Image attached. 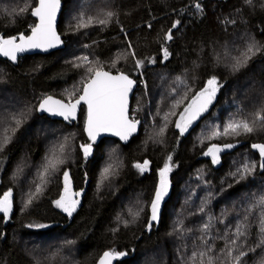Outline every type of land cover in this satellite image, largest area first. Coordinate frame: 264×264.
Returning <instances> with one entry per match:
<instances>
[{
    "label": "trees",
    "instance_id": "1",
    "mask_svg": "<svg viewBox=\"0 0 264 264\" xmlns=\"http://www.w3.org/2000/svg\"><path fill=\"white\" fill-rule=\"evenodd\" d=\"M62 1L58 31L63 49L26 55L16 64L0 55V144L5 135L11 136L0 151V197L12 192L8 223L0 213V264H96L105 251L127 253L115 264H209L210 258L212 264H232L226 244L235 238L236 225L249 208L248 235L238 243L245 251L255 248L244 264H261L264 245H256L264 206L257 201L264 196V170L252 145L264 144V130L239 136L212 133L222 132L230 120L251 122L257 113L264 115V0L252 5L246 0ZM36 3L0 0V36L27 35L36 22L31 15ZM107 11L115 15L106 25L94 23L80 31L69 27L81 13L103 19ZM169 30L172 40L165 39ZM253 43L261 51L249 54L247 65L234 71ZM85 56L87 62L77 59ZM137 59L144 62L141 68L135 66ZM102 69L130 77L142 71L146 89L136 91L130 112L142 125L127 145L106 138L95 142L85 159L80 145L92 143L84 130L85 107L68 125L39 115L37 106L47 96L68 101L72 93V100L77 99L84 83ZM212 77L222 87L208 110L180 135L175 128L180 113ZM13 116L22 120L14 134ZM213 144L235 146L222 151L220 163L213 164L204 155ZM54 156L63 163L50 172L42 194L25 207ZM144 161L148 171L136 175L132 164ZM253 162L255 172L241 180L237 169ZM166 163L172 169L169 192L159 221L149 230L151 201ZM108 165L112 174L101 184ZM65 171L69 195L80 202L71 217L54 203L64 195Z\"/></svg>",
    "mask_w": 264,
    "mask_h": 264
},
{
    "label": "snow or ice",
    "instance_id": "2",
    "mask_svg": "<svg viewBox=\"0 0 264 264\" xmlns=\"http://www.w3.org/2000/svg\"><path fill=\"white\" fill-rule=\"evenodd\" d=\"M246 3L252 5L253 0H246ZM196 7L199 9L200 5L197 4ZM60 8V0H38L37 5L31 9V15L38 19V23L31 28L30 35L19 34L18 36H13L10 38H4L0 36V55L7 57L12 62H16L18 59V54L24 53L33 49H40L42 51H48L51 48H55L63 43L60 36L56 31V16ZM27 11V9H21V12ZM115 13L112 11H107L104 14V18L93 17L91 15L85 17L84 13H81L78 17H75V24L70 25V29L73 31H80L81 29L88 28L94 23H99L101 25H106L111 22ZM179 21L173 25V28L177 26ZM151 27V25H149ZM166 40H172L173 35L171 30L165 36ZM131 48V44H129ZM255 49V51H253ZM261 51V49L256 44H249L247 52L244 54V59H237L236 63L233 65L234 71H239L242 67H245L248 61L251 59V55H255L256 52ZM251 54V55H249ZM135 56V53H131ZM167 48L164 49V59L169 56ZM82 61L87 62L88 57L77 58ZM155 62V61H152ZM142 60H136L135 66L141 68L143 66ZM75 67H80V64H75ZM92 72V68L88 69ZM135 81H133L128 75L123 72L117 75H112L110 72L103 70H96L94 75L83 85L82 94L79 95L77 99L72 100V93L69 94V99L67 102L63 100L54 99L52 96H47L42 100L39 105V111L48 112L54 116L63 117L64 120L71 122L76 119V113L78 107L81 103L87 106V119L85 125V131L87 132L88 138L92 143L81 144L80 149L83 152L85 159H87L93 151V144L96 142L97 138L101 133H112L115 136H119L121 140L127 141L128 138L137 129L139 123L135 118L129 116L128 111V94L131 92ZM220 85L215 77H212L207 81V86L200 92L196 93L191 102L184 111L180 113V119L176 121L175 126L180 130L181 135H183L188 127L193 121L198 119L204 112L208 110L209 105L216 97V93L219 91ZM183 99V98H182ZM181 101L177 100L178 105ZM264 111V110H262ZM15 124L12 128L13 134L21 126L22 120L13 116L11 118ZM165 121L168 119V114L164 116ZM264 130V115L257 113L256 118L249 122L247 119L242 120H230L223 128V131H214L212 133L213 137L221 135H235L239 136L243 134H252L255 131ZM165 129H160V135H163ZM7 132V129H5ZM67 139V138H65ZM11 140V136L5 135L2 144H0V151L6 146ZM233 144H225L223 146L213 144L211 145L207 152L204 153L206 156H210L213 164L220 163L219 154L225 149L233 148ZM64 145L59 146V152L63 153ZM253 149H257L261 162L259 163V168L264 170V144H253ZM169 161H171V156H169ZM63 163L62 159H58L55 156L48 160L43 170L40 173L41 183L36 184L35 191L28 195L25 203V207L30 206L35 199L42 194L43 186L48 182V176L50 172L57 170V165ZM148 161H144L143 164H136L135 167L143 174L148 169ZM257 165L255 162L245 164L243 168L237 169L240 174V179L243 180L246 176L251 175L255 172ZM112 166L108 165L105 167L101 173V184L104 180H107L111 173ZM171 166L166 163L164 167L159 172V185L155 190L154 198L151 201V218L147 227L149 230L152 228L153 221H159L160 218V207L161 202L168 195L169 192V180L168 173L171 171ZM236 175V173H233ZM64 178V195L60 199L54 201L57 208L62 209L69 217L77 210L79 205V200L72 199L69 195V184L70 177L69 173L65 171L63 173ZM79 196L80 193H75ZM12 192H5L2 197H0V213H3L5 217L12 211ZM257 205L264 206V196H261L257 201ZM203 211V208H201ZM252 211L251 208L246 210V215L243 221H238L236 229L234 232V239L229 240L226 244V256L230 259L232 264H244V257L248 255V252L255 251V248L249 247L247 251L243 250V243H238L242 238L247 237V221L248 214ZM139 213H137L138 215ZM119 219V217L117 218ZM127 221H124L125 226H127ZM33 227V225H29ZM37 228L47 227L43 224L35 225ZM209 228L208 224L204 225V230L207 231ZM227 239V237H225ZM264 245V212L261 213V228H260V239L256 247ZM210 250V249H209ZM235 253V254H234ZM127 255L124 252H112L108 251L103 254L99 264H112L113 260L121 258ZM201 256L205 253H200ZM209 264H212V259H209ZM264 264V260L261 261Z\"/></svg>",
    "mask_w": 264,
    "mask_h": 264
},
{
    "label": "water",
    "instance_id": "3",
    "mask_svg": "<svg viewBox=\"0 0 264 264\" xmlns=\"http://www.w3.org/2000/svg\"><path fill=\"white\" fill-rule=\"evenodd\" d=\"M37 2H38V0H37ZM36 5H37V3H36ZM36 5H35V6H36ZM35 6H34V7H35ZM34 7H33V8H34ZM63 7H64V3H63L62 0H60V8H59V10H58V12H57V16H56V31H57L58 35L60 36L61 40L63 41V43H62L61 45H59V46H57V47H55V48H51V49H49L48 51H42V50H40V49H33V50H30V51H27V52H24V53H20V54H18V59H17L16 62H12V61L9 60L7 57H4V58H5L7 61H9L10 63L16 64V63L18 62L19 58H21V57H23V56H26V55H35V54L47 55V54H50V53H52V52H54V51H57V50L63 49V48L65 47V41L63 40L62 35H61V34L59 33V31H58V24H59L60 17H61L62 11H63ZM32 17H33V19L36 21V22H35V25H36V24L38 23V19H37L36 17H34V16H32ZM35 25H34V26H35ZM34 26H33V27H34ZM30 34H31V30H30V32H29L27 35H30ZM102 70H103V69H102ZM103 71L110 72L112 75H117V74H118V73H113V72L108 71V70H103ZM93 75H94V74H93ZM129 77H130V76H129ZM130 78H131L133 81H135L132 77H130ZM136 90H137V82L135 81V84H134V86H133L131 92H129V94H128V111H129V116H130V117H131L130 112H131L132 99H133V96H134V93H135ZM81 94H82V93H81ZM52 97H53L54 99L63 100V99H60V98L55 97V96H52ZM45 98H46V97H45ZM63 101H64V100H63ZM73 101H74V100H73ZM41 102H42V101H41ZM41 102H40V103H41ZM65 102H67V101H65ZM40 103H39L38 106H37V112H38L39 115H41V116H46V117H48V118H50V119H52V120L62 121V122H64V123L68 124V125L73 124L75 121H77V119L79 118V114H80L81 108L84 106L85 109H86V118H85V124H84V130H85L86 119H87V106H86L85 104L81 103V105H80V106L78 107V109H77L76 119H75V120H72L71 122H69V121L64 120L63 117H60V116H54V115H51V114L48 113V112H42V111H39L38 109H39V105H40ZM179 118H180V115H179L177 121L179 120ZM138 121H139V123H138V125H137V129H136V131H135L134 133H132V135L128 138L127 141H123V140H121L119 136H115V135H113L112 133H101V135L97 138L96 142H100L101 140L106 139V138H113V139H115V140H118L121 144H123V145H127V144L131 141V139L134 138V137H136V136L139 134V132H140L141 125H142V121H141V120H138ZM175 128H176V126H175ZM176 129H178V128H176ZM184 134H187V133H184ZM184 134H183V135H184ZM85 135H86L87 139H89L86 131H85ZM180 135H181V133H180ZM220 154H221V153H220ZM220 154H219V155H220ZM199 158L201 159L202 156H200ZM10 217H11V213L8 215V217H5V223H8V222H9ZM105 252H108V251H105ZM105 252H104V253H105ZM104 253L101 254V256H100L99 259L97 260L96 264H99V261H100V259H101V257L103 256ZM115 263H116V259L113 260L112 264H115Z\"/></svg>",
    "mask_w": 264,
    "mask_h": 264
},
{
    "label": "rangeland",
    "instance_id": "4",
    "mask_svg": "<svg viewBox=\"0 0 264 264\" xmlns=\"http://www.w3.org/2000/svg\"><path fill=\"white\" fill-rule=\"evenodd\" d=\"M139 70H140V69H139ZM138 72H139L138 70H137L136 72H134V74H133V76H132L133 79H134V78L137 79L135 75H136V73H138ZM138 83H139V82H138ZM138 86H139V87L137 88L136 91H138L139 88H142V86H140V83L138 84ZM135 93H136V92H135ZM134 96H135V95H134ZM134 96H133V97H134ZM131 115H132V114H131ZM131 118H133V117L131 116ZM179 119H180V118H179ZM193 122H194V121H193ZM193 122H192V124H193ZM190 126H191V125H190ZM190 126H189V127H190ZM189 127H188V128H189ZM136 164H143V163H134V164H132V170H133V172H134L136 175L141 176V175H143L146 171H148V169H149V164H148V169H147L143 174H141V173L139 172V170L135 167ZM69 191H71V188H70V187H69ZM76 200H79V198H77Z\"/></svg>",
    "mask_w": 264,
    "mask_h": 264
},
{
    "label": "built area",
    "instance_id": "5",
    "mask_svg": "<svg viewBox=\"0 0 264 264\" xmlns=\"http://www.w3.org/2000/svg\"><path fill=\"white\" fill-rule=\"evenodd\" d=\"M138 71L139 72L136 73V75H135L137 79L134 78V80L137 82V88L139 87L138 84L140 83V86H142L144 89H146V81H145L144 75H143L141 70H138Z\"/></svg>",
    "mask_w": 264,
    "mask_h": 264
},
{
    "label": "bare ground",
    "instance_id": "6",
    "mask_svg": "<svg viewBox=\"0 0 264 264\" xmlns=\"http://www.w3.org/2000/svg\"><path fill=\"white\" fill-rule=\"evenodd\" d=\"M136 92V91H135ZM134 95H135V93H134Z\"/></svg>",
    "mask_w": 264,
    "mask_h": 264
}]
</instances>
